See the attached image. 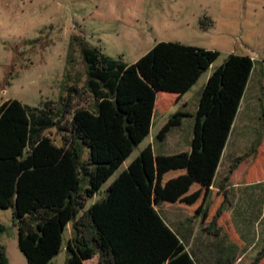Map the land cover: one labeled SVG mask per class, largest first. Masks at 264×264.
Masks as SVG:
<instances>
[{"label": "trees", "instance_id": "16d2710c", "mask_svg": "<svg viewBox=\"0 0 264 264\" xmlns=\"http://www.w3.org/2000/svg\"><path fill=\"white\" fill-rule=\"evenodd\" d=\"M155 49L163 56L162 63L151 65L159 79L143 74L139 64H128L99 48L83 49L87 91L96 109L73 105L74 94L66 96L68 108L63 117L54 115L51 104L31 107L17 99L0 104V207L14 208L18 244L28 264H54L72 220L74 234L64 264H84L96 254L100 264H197L156 203L178 200L193 210L194 217L207 213L225 194L221 186L204 212V200L197 205L214 183L232 132L251 70L248 57L229 56L208 77L189 153L158 156L147 145L110 183L107 197L84 210L87 200L150 134L157 93L172 91L179 100L220 56L217 50L177 41H160ZM68 113L72 116L65 121ZM186 114L177 112L160 135L180 124L181 115ZM55 126L68 132L62 145L45 133ZM80 141L89 148V160L84 163ZM243 159H235L225 181ZM82 172L89 176L84 191ZM161 173L164 192L156 196L155 182ZM222 215L219 204L211 225L221 228ZM263 260L264 249L253 264ZM0 264H8L2 246Z\"/></svg>", "mask_w": 264, "mask_h": 264}, {"label": "rangeland", "instance_id": "374dc122", "mask_svg": "<svg viewBox=\"0 0 264 264\" xmlns=\"http://www.w3.org/2000/svg\"><path fill=\"white\" fill-rule=\"evenodd\" d=\"M160 41L217 50L220 56L179 100L172 91H159L163 104L150 134L134 146L120 168L87 200L84 210L107 197L110 183L147 145L151 144L158 156L185 153L191 146L208 77L229 56L248 57L251 70L216 187L220 188L219 183L235 159H244L231 179L224 181L225 194L219 195L207 213L194 217L193 210L178 200L157 201L156 206L167 221L175 223L199 264H253L264 249V0H0V104L9 99L31 107L51 104L54 115L63 117L68 108L66 96L74 94L73 105L96 109V101L87 91L83 49L99 48L128 64H139L143 74L159 79L151 65L162 63L163 56L155 49ZM177 112L187 114L181 115L180 124L160 135L161 128ZM71 116L68 113L65 121ZM45 133L58 145L64 143V135L68 136L59 126ZM79 144L84 163L89 160V148L81 141ZM162 175L158 174L155 182L156 196L164 192ZM88 185L89 176L82 172L81 190ZM214 195L215 191L207 197L204 207L210 206ZM219 204L223 211L221 228L211 225ZM171 205L182 208L178 217L172 216L168 209ZM73 223L72 220L64 232L63 246L52 260L54 264H64L70 255L67 244L74 234ZM0 246L8 264H28L18 244L13 207H0Z\"/></svg>", "mask_w": 264, "mask_h": 264}, {"label": "crops", "instance_id": "0c3cea01", "mask_svg": "<svg viewBox=\"0 0 264 264\" xmlns=\"http://www.w3.org/2000/svg\"><path fill=\"white\" fill-rule=\"evenodd\" d=\"M161 92H164V91H161ZM177 97V94H173V97ZM162 100L159 98V92L157 93V100H156V105H155V112H154V118H156V115H157V112L159 111V109H161V106H162ZM163 114H162V116L163 117H165V115H166V113H165V111L164 112H162ZM154 118H153V121H154ZM230 136H231V134H230ZM193 138V137H192ZM229 139H230V137H229ZM191 142H192V140H191ZM228 142H229V140H228ZM228 142H227V145H228ZM227 145H226V148H227ZM226 148H225V150H224V153H223V156H222V159H223V157H224V155H225V151H226ZM191 149H192V146H190V145H188L187 146V149H185V151L187 152V153H189L190 151H191ZM155 152V151H154ZM157 152H155V154H156ZM179 153H181V152H179ZM179 153H176V154H179ZM157 155V154H156ZM222 159H221V161H220V164H219V167H220V165L222 164ZM241 164V163H240ZM240 164L237 166V168L233 171V173L240 167ZM219 167H218V170H217V174H216V177H217V175H218V173H219ZM230 170V169H229ZM229 173V172H228ZM233 173L231 174V176H230V179H231V177H232V175H233ZM227 176V175H226ZM225 176V177H226ZM215 177V180H214V183H213V185L209 188V193H208V195H202V197L200 198V200L198 201V204L197 205H199V203H201L202 202V200H204V204L206 203V201H207V197H209V195L211 194V193H213V191H215V193H217L218 192V189H220V188H218V187H216V182H217V178ZM225 179V178H224ZM229 179V180H230ZM225 180H222V182H220L219 184H220V187L221 186H225V182H224ZM197 205H194V207H197ZM172 207L171 208H168V209H171L170 211L172 212V216L173 217H178V216H176L177 215V213L178 212H180V210L182 209L181 207H179V206H177V205H171ZM164 207V206H163ZM173 207H175V208H173ZM207 206L205 205V207L204 208H206ZM156 208L158 209V211L161 213V215L164 217V215L162 214V212L160 211V209L156 206ZM175 209V210H174ZM180 209V210H179ZM174 210V211H173ZM172 217V218H173ZM190 218V217H189ZM164 219L166 220V222L169 224V226L178 234V236H180V238H181V232L179 231V229L176 227V225H175V223L172 221V223H170L169 221H167V219L164 217ZM186 219H188V216H186V218H184V221L186 220ZM176 220H178V222H182L180 219H176ZM174 224V225H173ZM185 245H186V243H185ZM187 247V246H186ZM188 249V248H187ZM188 251L192 254V256H193V258L195 259V261H196V263L197 264H199L198 263V261H197V259H196V256L194 255V253H192L189 249H188ZM84 264H100V260H99V255L98 254H96L93 258H91V259H87V260H85L84 261Z\"/></svg>", "mask_w": 264, "mask_h": 264}]
</instances>
